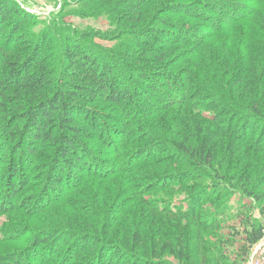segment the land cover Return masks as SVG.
Masks as SVG:
<instances>
[{
    "label": "rangeland",
    "instance_id": "obj_1",
    "mask_svg": "<svg viewBox=\"0 0 264 264\" xmlns=\"http://www.w3.org/2000/svg\"><path fill=\"white\" fill-rule=\"evenodd\" d=\"M153 1L132 29L112 23L105 6L112 0L93 8L83 7L82 0H0V11L10 18L2 26L4 35L14 30L17 37L7 48L0 46V73L8 68L4 62H26L33 54L57 69L40 90L0 91V241L7 239L0 243V253L30 255L32 260L35 244L44 238L60 243L59 251L68 256L65 264H105L115 253L120 254L114 256L115 264L131 259L264 264V239L243 259L250 231L244 221L254 219L264 227V29L255 25L257 31H235L226 51L218 45L221 41L216 47H194L192 34H201L204 21L183 19L176 8L192 0ZM216 1L236 5L238 0ZM167 3L172 10H160ZM200 7L220 24L221 13ZM64 31L88 53L110 60L116 90L125 69L114 72L115 59L122 61V43L140 37L178 42L167 46L166 54L172 48L176 53L166 67L154 62L153 55L137 52L141 63L133 68L151 76L149 82H131L138 89L137 105L145 108L137 117L122 113L128 106L85 93L89 98L80 104L92 108L76 115L71 122L75 129L61 133L58 121L50 141L29 145L25 134L15 140L11 132L23 127L13 116L17 101L35 103L69 81L67 72L59 79L61 61L73 63L76 50L66 38H56ZM126 32L132 36H121ZM154 45L150 47L165 48ZM247 48L246 73L237 67L236 57ZM74 68L78 74L73 78L82 74L98 86L95 78ZM188 72L194 77L186 79ZM261 106L256 115L253 109ZM64 135L75 141L76 155L62 154L58 142ZM193 147L211 150L212 163L191 161L187 150ZM10 166L17 169L14 182ZM13 184H23L16 196Z\"/></svg>",
    "mask_w": 264,
    "mask_h": 264
},
{
    "label": "trees",
    "instance_id": "obj_2",
    "mask_svg": "<svg viewBox=\"0 0 264 264\" xmlns=\"http://www.w3.org/2000/svg\"><path fill=\"white\" fill-rule=\"evenodd\" d=\"M103 1L104 0H82V2L84 3L83 7L85 8H93L96 5L102 3ZM152 2L154 1L112 0L111 4H107L105 6H108L106 7V10L112 13L113 24L114 22H116L117 24H125L133 29L134 24L140 21L141 17L143 16L144 10L149 7ZM231 5H233V8H230ZM234 5V3L224 4L223 2H217L216 0H192V3H179L176 5V8H178L180 12L179 16L183 19L189 18L191 20L198 19L204 21V30L201 32V34H192L194 39L190 42L195 44L194 47L197 46L200 48L202 45L216 47V44L221 41V43H219L218 45H220V47H223L226 51V47L228 46V44H233V35L235 31L246 30L245 34H247L249 30L257 31V26L264 29V0H238L236 1V5ZM200 6H209L210 8L214 9L213 11L215 13H221L222 16L220 17V24L218 25L217 23L215 25L214 20L218 19H216V17L213 16L211 12L204 11L203 8ZM160 8V10H162L163 12L167 10H172L170 3L163 4L162 6H160ZM0 15V18L2 19V24H0V46L2 48H7L10 44H13V41L15 43L17 37L14 35V30H11L8 34L4 35L6 31L4 32L2 26H5V21L10 20V18L8 17V15H6V12L4 11H0ZM206 19L213 20V23H208ZM121 21L123 23H121ZM56 28L60 30L63 27L59 28V26H57ZM65 32L66 31L60 32L55 36L56 38L60 37V39L62 37L66 38V41L69 40V42L73 44L71 47L74 46L76 50L73 53V56L76 58L73 63H68V65H66V60L61 61L62 70L59 73V79H64V73L67 72L69 73V77L67 78V80L69 81L64 82L65 87L59 86L57 84L56 87H54V92H51V95H48L44 99H38L35 103H24L22 99H19L17 101V103L19 104V108H17L13 112V116L17 117V121L20 122L19 124H23V127H20L19 132H15V134L11 132V134L14 135L15 140L16 137H18L17 135L25 134L30 136L29 140H31V142H29V145H33L34 143H40L43 141H50L53 138V129L57 125L58 121H60L61 125L64 128L63 130H61V133L65 131V129H75V127L72 126L71 122L74 120L76 115L83 116L81 114L92 108L89 106L84 107L83 103L80 104V101H82V99L89 98L85 95V93H88L91 96H96L98 100H112V102L116 106L122 104V108L123 106H128V109L122 111V113L126 117L127 115L130 117H137V115H139V112H145V108L141 107L140 105H137V97H135L134 93H138V89L136 86H132L131 82H137V80L144 81L147 79L149 82V79L151 77L150 72H147L145 70L141 72L138 67L135 69L133 68L135 64L141 63V59L138 57V55H136L138 54L137 52L141 51L145 54L153 55L155 58L154 62H159L160 66L166 67L170 64V60L167 58L175 56L176 53V49L172 48L166 54L167 48H169L167 46L171 47L172 44H177L178 42L176 40L178 38H174L169 41L170 43H166V39L161 40L158 37H153L154 39L140 37V39L136 41L132 40L127 45H124V43H122L120 45V50H118V52H120L119 55L122 61L118 60V58L115 59L117 65L114 67V72L120 70V68H122L123 66L124 67L122 69H125L124 73L120 71L122 73V85L120 89L116 90L113 85V77L111 76V72L113 73V71L110 67V60L107 59V57H105L104 55L102 58H97L95 55H92V53H88V51L84 49L81 43L76 44L75 40L70 39L72 38V34L66 35ZM226 33L230 34L231 36H225L224 34ZM131 34L133 35L132 31ZM131 34L129 32H126L121 33V36H130ZM186 34L187 33L185 32L183 38L187 37ZM189 34L191 33L189 32ZM176 36L178 37L179 35ZM171 41H174L175 43H172ZM154 42L157 46L158 42L160 44H164L165 48L161 50L155 49L154 47H150L155 46ZM260 45H262V43H260ZM145 46H147V48L140 49V47ZM255 50L257 51L259 50V48H255ZM243 51H240L237 55L236 62L238 63L237 67L242 68V70L246 71L247 73L249 72L250 68H245V66L249 63L248 60L251 54V49L249 53L248 48L244 52ZM260 51L264 53V49H262V46ZM76 53H79V55H76ZM104 54L107 55V53ZM108 56H110V54ZM112 58H114V56ZM4 63L8 64V68L1 71L0 73V75L2 76V78L0 79V91L2 92V94H6L12 90H40L42 87L44 88V86L47 84V81H50L47 80L48 76H53L57 70L56 69L54 71L53 69L55 67L48 65V62H46L40 54L37 57H35V55L33 54L31 59L26 62H14L10 60ZM69 64H71L72 69H69ZM77 66L80 71H84L87 76L93 79L95 78L98 81L96 82L98 86L92 83H87V81H85L87 78L83 77L82 74H79L77 77L73 78L74 75L78 74V69L74 68ZM139 68L141 67L139 66ZM138 71L141 72V77L139 78L136 77L140 76L137 74ZM105 74L106 78L104 76ZM190 74V72L186 73V79ZM190 77L193 78L194 76L190 75ZM127 85L130 87L129 89L126 88ZM168 86L171 88L172 92L177 94L176 89L174 86H172V84H169ZM98 100H95L94 102H98ZM84 101L86 102V100ZM92 102L93 100L90 99V103ZM262 109L263 107L261 106L255 107V109L253 110H255V114L258 115V113L262 112ZM225 110L228 111L227 106L225 107ZM219 114L220 116H222L221 111L219 112ZM211 119L214 120L215 117L213 116ZM74 142L75 141L67 135H64L62 137V140L58 142V144L60 145L59 148L64 156L77 154V151L75 150L76 148L73 147ZM31 148L33 150V147ZM187 152L188 155L191 156V161L198 162L201 160L203 164L205 162L212 163L211 150L206 152V148L193 147V149H188ZM16 170L17 169L14 166H10L11 182L12 180L14 182L15 179H18V177H16L18 174ZM22 185L23 184L19 186H15L14 184L11 185V189H15V196L16 194H20V188L22 187ZM38 206H40V204ZM244 226L250 229L247 235L248 240L246 243V247L243 249V259L246 261L250 256L252 247L259 244L264 239V227L262 225L260 226L254 219L250 218L244 221ZM5 240L7 239L0 241V243L4 242ZM84 241L85 240H83L82 242ZM47 242L48 241L46 239L42 238L41 241L35 244V248H33L32 250V260H29L30 255L22 254L16 256V254L8 253L9 251L5 253H0V264H16L17 262H19V264H65L64 259H68V256L66 255V252L62 253V251H59L60 243L58 241H49V244H45ZM85 245H88V243H85L84 246ZM114 256L119 257L120 254L115 253L113 257L105 264H115L114 262L116 258ZM120 259H122L123 261L126 259V256L120 257ZM129 260L130 259H127L126 262H129ZM129 264L168 263L164 261L156 262L146 259H131V262H129Z\"/></svg>",
    "mask_w": 264,
    "mask_h": 264
}]
</instances>
